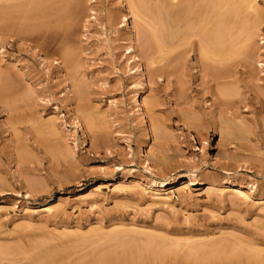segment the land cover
<instances>
[{
  "label": "rangeland",
  "instance_id": "374dc122",
  "mask_svg": "<svg viewBox=\"0 0 264 264\" xmlns=\"http://www.w3.org/2000/svg\"><path fill=\"white\" fill-rule=\"evenodd\" d=\"M28 1L0 0V264L129 263L148 243L181 261L161 264L203 261L199 244L216 248V264H264V16L245 67L216 83L196 36L177 60L151 64L152 31L171 42L183 24L163 8L179 0H143L141 14L130 0H56L55 26L35 8L26 19ZM252 5L264 14V0Z\"/></svg>",
  "mask_w": 264,
  "mask_h": 264
},
{
  "label": "bare ground",
  "instance_id": "6f19581e",
  "mask_svg": "<svg viewBox=\"0 0 264 264\" xmlns=\"http://www.w3.org/2000/svg\"><path fill=\"white\" fill-rule=\"evenodd\" d=\"M142 1L143 0H130V2L132 3V4L130 3L131 6H132V9L136 10L137 13L139 12V14L144 13L141 10V9H143L142 8L143 6H141V5L139 6L138 5L140 2L142 3ZM144 1H146V0H144ZM148 1L149 0H147V3H148ZM152 1H149V2H152ZM163 1H161V2L163 3ZM166 1L168 2V0H165V2ZM191 1L192 2L195 1V2H193V5H194V3H196L195 7L192 5ZM254 1H256V0H179V2H177V3L173 2V1H170L168 3V5L166 7L164 6L163 8H167L168 7V9H170L171 15L169 17H171L172 23H174V20L177 17L176 13L179 14V11L181 12L180 14H183V15H179V16L180 17L183 16V17L187 18V21H185V19H183V17H181L182 20H179V18H178V21H182L183 24L181 25L178 22L179 25H181L180 29L178 28L177 29L178 31L175 30L176 32L175 31L173 32V30L171 31V32H173L172 36L174 37V39L172 41H171L172 38L170 39L171 42H167L166 41L167 43L166 42L164 43L160 39L155 37L157 35L156 33L159 31L158 30L159 28L157 29L158 30L157 32L155 30L152 31L153 32L152 33V37H153L152 39L153 40L151 39L152 43H151V47H149V48L150 49L152 48L153 52H156L158 54V57H157L158 59H155L156 57L153 58L154 60H151V64H153L155 61H158V62L163 61L164 62V60H166L167 58L168 59L177 60V57L179 56V53H180V55H181V53L185 54L187 52L186 50H188V48H190V45H191L190 38L191 37L193 38V37L196 36V37H198V39H200V41L198 39H196L197 43H199V49L198 50H199V56H200V57L197 58L198 59L197 62H202L204 64V65L201 64V66H205V69H206L207 73L210 75V77H212V79L216 78V83L219 82L221 79L225 81V79L227 78L226 77L227 73L225 72L226 68H230L231 66L237 67L238 65H241L242 67H245V60L242 57H243V55L245 54V52L249 48L248 47L249 46L248 41L251 40V38H252V33L250 31L251 28L249 29V27H253L254 28L253 25L256 26V24L259 23L258 22L259 19H261V17L264 16V14L261 11H258L256 9H255L256 11H253L255 6H253L254 4L252 5V3ZM155 2H156V0H155ZM155 2H154V4H155ZM57 4H56V0H30L24 6L22 5V6H19V7H22L21 9H22L23 12H21V13H24L25 15L28 16V18H26V19H30L31 16H34L35 15L34 12L36 11V14L38 13V15L43 18V21L45 20L44 23H46V20L49 19V21H50V18H52L53 16L56 17L58 15V12L60 11V9H59ZM128 4H129V2H128ZM154 4H152V5H154ZM158 4H159V2H158ZM143 5H145V4H143ZM160 5H161V3H160ZM160 5H159V7H160ZM61 7L64 8L65 6L62 5ZM138 7H141V9L138 8ZM144 7H145L144 8L145 10L147 8H149V7H146V5ZM152 7H151V9L154 11L153 8H155V5H154L153 8ZM34 8L37 9V10L33 11ZM63 8H61V10H63ZM196 8H198V9H196ZM17 9H19V8H16V10ZM21 9H20V11H21ZM159 9L160 8L155 9L156 11L158 10V12H157L158 14L160 13ZM9 10H11V9H9ZM149 10H150V8H149ZM251 10L253 12H251ZM1 12H3V11H1ZM18 12H19V10H18ZM145 12H146V14H144L142 16L146 17L148 14H150V16L153 17V13L154 12L153 13H151L149 11H148L149 13L147 11H145ZM170 12L168 11L166 13L168 14ZM4 13H6V12H4ZM21 13H19V14H21ZM162 13H163V11H162ZM139 14H136V15L138 16ZM158 14H156V16ZM0 15H2V14H0ZM9 16L11 17V15H9ZM139 16H141V15H139ZM191 16H193V17H191ZM154 17H155V15H154ZM161 17H163V16H161ZM1 18H2V16H1ZM159 18H160V16H159ZM159 18H157V19L159 20ZM165 18H168V17L166 16ZM165 18H163V19H165ZM31 19H33V18H31ZM35 19H37V18H35ZM52 19L49 22V24L51 25L54 22L52 25L55 26L56 23H57L56 21L58 20V18H56V21H55V19L54 20H52ZM2 20H4V19L2 18ZM151 20H152V22L156 21V20L153 21V18ZM160 21H161V19H160ZM147 22L150 23L151 21L149 22V20H148ZM152 22L150 23V25L153 24ZM162 23H163V21L159 22L158 24H156V22H154L153 26L155 24L159 25V26H162ZM164 23H166V21ZM167 23H168V21H167ZM42 24H43V22H42ZM49 24H46L47 25L46 28H48ZM168 25H169V23H168ZM174 25H175V23H174ZM54 26H53V28H55ZM153 26H152V29H155V28H153ZM163 26H165V24H163ZM44 28L45 27L43 26V32H44ZM161 28H163V27H161ZM174 28L176 29V26ZM50 29H51V27H50ZM163 29L166 30L167 28L164 27ZM164 30H163L162 34H164ZM48 31H50V30H48ZM160 31H162V29H160ZM168 31H170V28L168 29ZM168 31H167V33H169ZM45 33H49V32H46V30H45ZM158 33H160V32H158ZM150 34H151V32H150ZM154 34H156V35H154ZM157 36L160 38V35H157ZM146 37L150 38L151 35H150V37L149 36H146ZM161 38H162V36H161ZM240 38H243V39H240ZM162 39H164V37ZM165 39H166V37H165ZM148 41L146 39V42H148ZM163 41H165V40H163ZM148 44H149V42H148ZM132 47H133V45H131V48ZM152 49H151V51H152ZM182 51L183 52L185 51V52L183 53ZM64 53L65 54H64V61L63 62H67L65 64H72L73 61L71 59L70 53H68V52L67 53L64 52ZM196 53H198V51ZM241 54H243V55H241ZM2 62H3V60L2 61L0 60V85H1V83H4L3 80H4L5 77L3 76V73L6 71V70L3 71V68L5 69V67H4V64ZM136 63H137V67H138L139 66V59L138 58H136ZM160 63H158V65ZM166 63H167V61H166ZM138 68H140V66ZM161 68H163V66ZM205 69L202 72H206ZM158 71H160V70L158 69ZM6 75H7V73H6ZM227 75H229V74H227ZM6 79H8V78H6ZM221 81L219 83H223V81L222 82ZM6 84H7V82H6ZM3 91H5V90H3ZM222 92L218 93L217 90H216V101H218L217 103L220 102L221 104H225V99H226L225 97L226 96H225L224 92L223 93ZM0 96H2V95L0 94ZM223 98H225V99L223 100ZM155 106H156V103L150 102V103H148V105H146V109H148V111H151V110H153L155 108ZM133 107L136 108L137 113L142 114V112H141L142 108H141V103H140V94L138 93V91L135 92V96H134V99H133ZM192 109H190V112L192 111ZM195 111L196 110H194V112ZM219 111H216V125L217 126H218V123H219L218 121H220L218 118L220 117V115L222 116L221 112H219ZM194 112L192 111V113H194ZM225 112L228 113L227 111H225ZM196 113L197 112H195V114ZM192 115H194V114H192ZM192 115H190L191 116V120H192V118H195L194 121H198L197 118L199 116L195 117V116H197V115H195L194 117H192ZM229 115H230V113H229ZM194 121H192V122H194ZM221 121H222V119H221ZM143 128H145V125L143 126ZM160 128L161 127L157 126L155 128V130H157V132L158 131H162V129L160 130ZM158 133L160 134V132H158ZM175 181H176V178H173L172 180H169V181H159L157 183H158V187L166 188V187H168L170 185H173ZM148 244L142 245L143 247L142 248L140 247L138 252L135 253V254H137L135 257H133L132 254L129 255L128 257L131 258V256H132L134 258V260H132L133 259L132 258L131 259L132 263H130V258H129V263L128 262H126V263L127 264H144V263H149V262L150 263H154L157 260L159 262V264H161V263H164L167 260V258H169V260H172L171 262H173V263L181 262L180 260H178L179 259L178 258L179 255L176 256L174 254L173 255L171 254V256H170L169 251H166L165 249H163V250H165L163 252V250L161 249L160 245L157 246V245H150V244L148 245ZM203 245L202 244L196 245V246H199V247L195 248V250L197 248H200V249H197V251L198 250L200 251V252L198 251L197 253H201L203 255V259H202L203 261H201V258H200L199 259L201 261L200 262L196 258V260L199 262V263H196V260L194 258L192 260V262H195L196 264H216V257H217L216 256V248L215 247L214 248L211 247V245H210V247H208L206 245L203 246ZM203 247L205 248L204 250H203ZM195 250H193V248H192V251H194V253L196 252ZM207 250H208V252H207ZM204 252H206V253H204ZM201 254H199V255H201ZM204 254L205 255L207 254L208 257L206 255L205 258H204ZM123 255L127 256V253H125ZM123 255L122 254L120 255L121 258L123 257ZM45 256H46V254H45ZM185 256H187V255L186 254L185 255L183 254V256L181 255V257H182L181 259H183V258L185 259ZM113 257L117 258L116 256H113ZM250 257H251V255H250ZM254 257H255V255H254ZM27 258L29 259V257H27ZM34 258H36V257H34ZM108 258L106 257L105 259H108ZM120 259L118 260V258H117L116 260L110 261V263L112 262V264H119L124 259L123 260L124 263H122V264H126L125 261H127V260L125 258H123L121 260ZM97 261H100V260H97ZM97 261H95V263ZM28 262H30V261L28 260ZM31 262H34V261H31ZM75 262H77V261H75ZM185 262L186 261H184V260L182 261V263H185ZM105 263H107V262H105ZM105 263H103V264H105ZM32 264H34V263H32ZM35 264H38V263L35 261ZM99 264H101V263H99Z\"/></svg>",
  "mask_w": 264,
  "mask_h": 264
}]
</instances>
